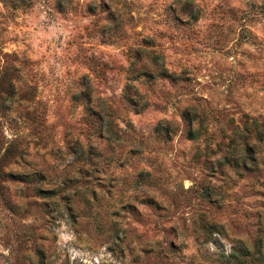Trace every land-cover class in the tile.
<instances>
[{
  "label": "rangeland",
  "instance_id": "374dc122",
  "mask_svg": "<svg viewBox=\"0 0 264 264\" xmlns=\"http://www.w3.org/2000/svg\"><path fill=\"white\" fill-rule=\"evenodd\" d=\"M263 118L264 0H0V264H264V159L210 152Z\"/></svg>",
  "mask_w": 264,
  "mask_h": 264
},
{
  "label": "trees",
  "instance_id": "16d2710c",
  "mask_svg": "<svg viewBox=\"0 0 264 264\" xmlns=\"http://www.w3.org/2000/svg\"><path fill=\"white\" fill-rule=\"evenodd\" d=\"M140 52H146V54L150 58V63L153 65V72H149L148 70L144 69L140 71V73L148 72L147 74H154L155 76L160 77H167L172 80H177L178 76H175L171 72H168L167 69L163 66L160 56L156 53L151 51H146L144 49H137L135 54L138 55ZM198 118L197 115L185 112L183 120L186 123V130H185V137L189 141L199 140L204 137L205 141L208 139L203 136L206 133V124H204V120L196 119ZM164 130V131H163ZM163 131V133H161ZM157 132L161 133L162 136L167 138L171 133L170 128H157ZM264 146V118L261 120H250V122H245L241 128H236L233 130L227 140L226 144L223 143H216L214 148L210 150V152H221L220 158H217L213 163V166L216 168H221L225 166L230 167L231 169L235 170L236 172L239 170H251L254 171L258 169V163H261L264 159V153L261 154ZM0 169L1 166H5L8 163L15 162L16 159L20 160L22 157L19 156L17 153L19 151L13 146L11 143H6L3 146V143L0 138ZM206 148H209V144L207 143ZM7 175L15 177L19 181H24L27 183H39L40 181L45 180V174L43 171L34 169L32 171L26 172H6ZM56 186V185H55ZM51 187L49 189L35 186L34 192L36 195L40 197H49L55 195L56 193L64 192L65 188L67 187L66 182L60 181V183L56 187ZM204 229L210 228L214 229V225L207 224L203 226ZM244 255V254H243ZM234 255L233 253L226 257L228 260L232 258ZM248 256V255H246ZM261 261V257L259 258Z\"/></svg>",
  "mask_w": 264,
  "mask_h": 264
}]
</instances>
